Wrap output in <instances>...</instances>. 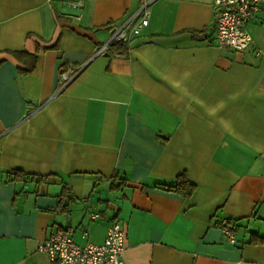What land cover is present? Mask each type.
<instances>
[{"label": "crops", "instance_id": "1", "mask_svg": "<svg viewBox=\"0 0 264 264\" xmlns=\"http://www.w3.org/2000/svg\"><path fill=\"white\" fill-rule=\"evenodd\" d=\"M139 3L0 0V264H55L51 233L101 243L114 220L124 264H264V8L239 51L216 42L213 0H150L128 55L93 57Z\"/></svg>", "mask_w": 264, "mask_h": 264}, {"label": "built area", "instance_id": "2", "mask_svg": "<svg viewBox=\"0 0 264 264\" xmlns=\"http://www.w3.org/2000/svg\"><path fill=\"white\" fill-rule=\"evenodd\" d=\"M150 0H140L139 5L127 13L119 22L110 23L108 38L97 44L93 57L115 43H127L139 34L149 21ZM69 4L79 7L80 3ZM213 34L219 45L234 50H245L251 43V35L246 24L264 8V0H213ZM84 65L67 66L59 72V88L62 89L73 80ZM59 89V90H60ZM94 216V215H93ZM233 223L228 219L220 221L222 232L230 242H234ZM125 227L120 222L112 221L106 229L101 243H76L72 236L63 230H56L38 245L51 262L55 264H124Z\"/></svg>", "mask_w": 264, "mask_h": 264}, {"label": "trees", "instance_id": "3", "mask_svg": "<svg viewBox=\"0 0 264 264\" xmlns=\"http://www.w3.org/2000/svg\"><path fill=\"white\" fill-rule=\"evenodd\" d=\"M193 36H198L199 33L198 31H192ZM128 45L125 42L122 43H115L110 46H108L107 51H109L113 55H118V56H124L126 57L128 55ZM14 56H16L18 59L23 60L26 64L27 70L31 69L36 61V54L35 53H29L25 50L21 51H13L12 52ZM193 183H191L185 173L179 174L176 179L174 180V183L172 184L171 188L174 190H177L181 192L183 195H189L192 190H193ZM64 196L67 197V193L62 192L61 194L58 195V201L62 205V207H66V204L63 203ZM68 199V197H67ZM69 200V199H68ZM261 241V240H260Z\"/></svg>", "mask_w": 264, "mask_h": 264}]
</instances>
